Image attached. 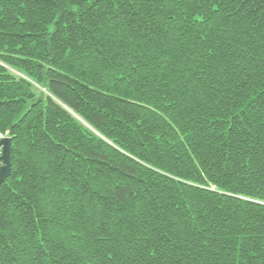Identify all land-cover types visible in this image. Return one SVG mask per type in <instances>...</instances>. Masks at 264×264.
I'll return each instance as SVG.
<instances>
[{"label":"trees","instance_id":"16d2710c","mask_svg":"<svg viewBox=\"0 0 264 264\" xmlns=\"http://www.w3.org/2000/svg\"><path fill=\"white\" fill-rule=\"evenodd\" d=\"M0 137V264H264V0H0Z\"/></svg>","mask_w":264,"mask_h":264},{"label":"water","instance_id":"95a60500","mask_svg":"<svg viewBox=\"0 0 264 264\" xmlns=\"http://www.w3.org/2000/svg\"><path fill=\"white\" fill-rule=\"evenodd\" d=\"M0 151L2 167L0 168V185L4 183L11 170V140L10 138H3L0 140Z\"/></svg>","mask_w":264,"mask_h":264},{"label":"built area","instance_id":"2783aa9c","mask_svg":"<svg viewBox=\"0 0 264 264\" xmlns=\"http://www.w3.org/2000/svg\"><path fill=\"white\" fill-rule=\"evenodd\" d=\"M7 138V137H0V139ZM0 157H1V151H0Z\"/></svg>","mask_w":264,"mask_h":264}]
</instances>
